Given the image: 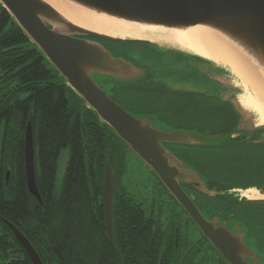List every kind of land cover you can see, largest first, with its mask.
<instances>
[{
	"label": "trees",
	"instance_id": "1",
	"mask_svg": "<svg viewBox=\"0 0 264 264\" xmlns=\"http://www.w3.org/2000/svg\"><path fill=\"white\" fill-rule=\"evenodd\" d=\"M120 53H126L124 46L118 47ZM152 56L158 63L173 64L170 75L182 70L183 82L205 90L188 89L185 84L160 86V81L156 94L150 92L143 101L146 110L132 112L154 115L164 128L215 137L204 145L165 143L217 193L206 195L185 184L183 188L207 217H242L263 225L264 204L235 190L257 188L264 193V127L254 131L242 127L239 108L223 97L222 86L213 76L228 72L180 50L154 46ZM140 90L149 91L148 87ZM113 91L116 98L127 95L118 87ZM30 121L42 201L27 183L25 135ZM129 152L135 154L66 84L0 2V264H32L5 219L25 234L44 264H121L105 221L108 163L116 177L114 241L124 264H223L224 258L214 255L213 249H199L195 258L190 244L194 233L201 231L149 166L167 198L159 204L166 200L172 211L166 224L161 207L152 208L151 203L147 209L134 198L122 182Z\"/></svg>",
	"mask_w": 264,
	"mask_h": 264
},
{
	"label": "water",
	"instance_id": "2",
	"mask_svg": "<svg viewBox=\"0 0 264 264\" xmlns=\"http://www.w3.org/2000/svg\"><path fill=\"white\" fill-rule=\"evenodd\" d=\"M99 15L147 27L185 30L206 26L221 32L236 43L254 64L264 72V0H65ZM6 10L44 57L58 71L86 105L92 108L158 176L163 185L185 209L204 236L230 264H247L252 253L244 236H234L220 216L208 220L183 184L206 195L215 196L216 189L207 186L202 175L177 157L165 143L204 145L213 136L157 125L152 116H137L112 98L109 88L114 83L129 84L147 75L122 56H114L98 38L133 40L117 37L79 25L68 19L47 0H0ZM139 40V39H137ZM137 82V83H138ZM25 167L30 192L41 200L35 170L32 125L25 138ZM112 159V156L111 158ZM10 172H8L7 180ZM116 177L107 164L104 181V211L107 232L114 243L113 199ZM32 264H43L38 252L25 234L11 221L5 220ZM240 227L236 226V231Z\"/></svg>",
	"mask_w": 264,
	"mask_h": 264
},
{
	"label": "bare ground",
	"instance_id": "3",
	"mask_svg": "<svg viewBox=\"0 0 264 264\" xmlns=\"http://www.w3.org/2000/svg\"><path fill=\"white\" fill-rule=\"evenodd\" d=\"M47 1L68 19L95 31L117 37L171 43L178 46L176 48L180 51L198 55L218 63L219 66L228 69L237 77L244 92L239 94V102L247 110L253 111L257 115L259 122L264 125V72L254 64L250 56L246 55L236 43L221 32L206 26H194L185 30L147 27L89 12L65 0ZM29 124L32 125L31 121ZM242 193L248 199H264V194L260 193L256 188L243 190ZM40 201H42V198Z\"/></svg>",
	"mask_w": 264,
	"mask_h": 264
},
{
	"label": "flooded vegetation",
	"instance_id": "4",
	"mask_svg": "<svg viewBox=\"0 0 264 264\" xmlns=\"http://www.w3.org/2000/svg\"><path fill=\"white\" fill-rule=\"evenodd\" d=\"M96 40L103 43L111 51V53L114 56H116L118 53V47L120 45L124 46V50L126 51V53H120L121 54L120 56L125 57L126 59L131 61L133 64H136L137 66L145 68L146 70H148L149 67L147 65H145L143 62H140L134 56V54H140V55L142 54L143 56L153 58L152 54L154 51V46H156L160 49L163 48L160 45H158L157 42H152L149 40H143V41L128 40V39H125V40H109V39H102V38H98ZM136 47L140 48V49L136 50ZM164 49H166V50L173 49V50L179 51L177 49L169 48V47H165ZM167 56L170 58H173V59L175 57H177V55L175 56L173 54H167ZM160 64H162V63H160ZM163 65H165V64H163ZM180 73L182 75V73H183L182 70L180 71ZM155 75H156V73H154V72L149 74V76H148V74L145 75V76H148V78H149L148 79L147 77L144 76V79H148L147 82L136 81V82L128 84L131 86H124L122 88L119 87L121 91L130 92V94L117 97L119 102L117 100L116 101L119 104H121L122 106H124L125 108H127L131 112L132 111H141L142 112V111L146 110V107H144L145 105L143 102L144 99L149 96L148 94L150 92H152L151 94H156V92L158 91V90L154 91L155 88H151V85H150V82L153 81V79L155 78ZM164 76L166 77V80L170 81V83H169L170 85L166 82V80H163V81H161L162 83L160 84V86L161 85L174 86L173 84L182 85V84L189 83L188 81L183 82V80L180 76L176 77V74L170 75L169 73L166 72V73H164ZM143 83H144V85H146V87H148L149 91L148 90L142 91V90H140V88H143V87H139V88L137 87L138 85H141ZM114 84H115L114 88L119 86V84H117V83H114ZM113 96H115L114 91H113ZM153 97H154V95H153ZM256 127H253L251 129V131H254ZM193 200L196 201L195 197H193ZM252 201H254V203H257V204H264V200H252ZM197 206L199 207L201 212L204 214V216L208 220L214 219L215 216L214 217H207L206 214L204 213V210L198 204H197ZM224 222L226 223L225 226L227 227V229H229L234 234V236H238V235H239L238 237L244 236V238H245L244 242L246 243V246L252 251V253H250V255L245 258L246 263L247 264H264V230H262L264 228V224L261 225L259 223H256L255 221H252V220H251V223H249L248 221L245 222V220L242 217L237 218L236 220L228 219V218L227 219L221 218L219 223L223 224ZM236 226L240 227L239 231H236ZM250 228H253L255 230L251 231V230H249ZM190 248L194 252H196L195 258H197V255H198L197 251L199 249L202 250V248L207 250V251H210L213 249L212 251H213L214 255H218V256L221 255V253L214 247V245L204 237L202 232L196 233L193 235V239H192V243L190 244ZM223 262H224L223 264H230L225 258L223 259Z\"/></svg>",
	"mask_w": 264,
	"mask_h": 264
},
{
	"label": "rangeland",
	"instance_id": "5",
	"mask_svg": "<svg viewBox=\"0 0 264 264\" xmlns=\"http://www.w3.org/2000/svg\"><path fill=\"white\" fill-rule=\"evenodd\" d=\"M158 45L163 47V49L165 47H169V48H175L178 50V48H176L178 46L172 45L171 43L161 42V43H158ZM134 56L140 62H143L145 65H147L150 68V71L155 72L156 75L159 77V79H158L159 81L150 82V85L152 88H155L156 84L158 82H160V80L162 78L165 77L164 73H166V72L169 73V70L171 69V67L173 65L172 63H167L165 65L160 64L156 61V59L151 58V57H147V56H143L142 54L141 55L140 54H134ZM212 62L214 64H216V66H219L218 63H216L214 61H212ZM219 67H221V66H219ZM222 68L225 69L228 73L227 74H215L213 76H214V78H216L217 82H219V84H221V86H222L223 97L225 99H228V98L232 99L234 104L237 105V107L239 108V111L242 114L241 117L243 119V121L241 123V118H240V123L242 124V127L245 126L247 129H250V130L256 126H257V128L264 127V125L259 122L257 115L253 111H250V110H247L246 108H244L241 105V103L239 102V94H243L244 92H243L242 87L239 84L237 77L232 72H230L228 69H226L224 67H222ZM178 76L181 77L180 72L176 73V77H178ZM164 80H166V79H164ZM141 81H145V80H140L139 82H141ZM166 82L168 84L170 83V81H168V80H166ZM173 85L176 88L178 86H180L178 84H173ZM184 86L188 89H194V90H198V91L205 90V89H203L202 86H197V87L194 86L193 87L189 83H186ZM129 94H130V92H127V95H129ZM115 100H117L119 102V100L117 98H115ZM136 115H142V114L136 113ZM65 154H66V152H63V154L60 157L59 169H58V174H57V178H58L59 183H60L62 176H63ZM187 161L193 165V163L190 160L187 159ZM122 182H123V184H125L127 186V188L129 189L131 194L134 196V198L138 202L143 203L147 209L149 208L148 205L151 203H152V208H153V206H155L156 208L161 207V209H162V213H161L162 221L164 224H166L168 216H171L170 213H172V211H170L169 206H167L165 204L166 200L163 204H159L162 200H164L166 198V196L164 195V192H163L161 186L159 185V182L157 181V179L152 174L150 168L145 163H143L139 159V157H137L135 154H132L131 152H129V154L127 155L126 169H125L124 175L122 177ZM173 214H176V211H173Z\"/></svg>",
	"mask_w": 264,
	"mask_h": 264
}]
</instances>
